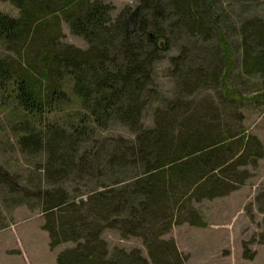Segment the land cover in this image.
<instances>
[{
    "label": "trees",
    "instance_id": "1",
    "mask_svg": "<svg viewBox=\"0 0 264 264\" xmlns=\"http://www.w3.org/2000/svg\"><path fill=\"white\" fill-rule=\"evenodd\" d=\"M9 1L18 15L0 13V96L7 95L25 116L18 130L23 133L20 149L29 155L45 153L57 179L70 170H90L79 151L95 130L120 123L135 134L132 141L119 140L106 158L110 174L122 171L130 177L93 191L80 205L45 196L50 216L56 207L66 214L58 222L49 218L44 226L49 247L74 244L57 255V264H185L175 241L164 236L173 225H204L196 209H185L186 203L227 194L231 189L217 176L225 170L237 175L238 167L264 156L261 143L242 135L240 124L230 131L226 121L231 111H223V119L214 102L204 98L197 103L208 83L223 93L224 101L248 99L226 86L233 58L224 35L219 37L224 72L184 70L175 64L179 99L156 108L152 127L143 125V112L155 99L154 66L168 48L158 27L174 16L172 27L204 35L209 18L202 1L140 0L116 17L100 0ZM205 3L212 6L211 0ZM62 22L85 41L86 49L60 42ZM248 31L258 54L244 71L264 74V21H252ZM71 98L82 112L79 124L68 129L49 122ZM104 228L117 230L122 238L138 236L147 257L139 249H110L100 238Z\"/></svg>",
    "mask_w": 264,
    "mask_h": 264
},
{
    "label": "rangeland",
    "instance_id": "2",
    "mask_svg": "<svg viewBox=\"0 0 264 264\" xmlns=\"http://www.w3.org/2000/svg\"><path fill=\"white\" fill-rule=\"evenodd\" d=\"M100 1L111 6L112 17L122 10H133L140 3V0ZM201 1V10L209 18L208 31L204 35L189 34L184 27H172L174 16L158 27L162 38L168 40V48L159 54L154 66L155 99L143 112V125L152 127L156 108L163 109L166 104L179 99L181 86L176 83L175 64L184 70L202 67L206 73L215 70L220 75L224 72L219 41L220 35H224L230 43L233 58L226 86L229 91L248 99L233 103L224 101L223 93L208 83L211 86L200 90L197 103L205 98L214 102L221 113L231 111V117L226 121L232 129L230 131L243 127L242 135L256 137L264 150V74L244 71L247 63L250 64L258 54V47L249 42L248 29L252 21H264V0H211L212 6L209 7L205 0ZM0 13L17 16L18 10L5 0L0 1ZM61 29L63 37L60 42L87 48L85 41L73 35L66 23H61ZM247 46H250L248 57L245 54ZM69 95L74 97L70 92ZM71 100L72 103L52 113L48 121L56 122L54 124L60 128L78 125V116L82 112L76 98ZM16 106L7 95L0 96V264H57V255L74 244L63 242L52 249L49 247L50 238L44 226L49 218L54 216L58 222L66 214L56 207L53 212L57 213L50 216L45 211V196L54 200L61 197L67 203L80 205L93 191L112 185V181L130 177V173L122 171L110 174L106 158L119 140L132 141L135 134L120 123L95 130L90 133L86 147H82L86 152L79 151L83 158L87 157L83 162L86 165L91 163L90 170H70L55 179L53 171L48 169L45 153L29 155L20 149L18 137L23 133L18 130L25 116ZM222 116L225 119L224 112ZM237 170V175L235 171L225 170L216 178L228 184L231 190L227 194L186 203L185 209H196L204 225L187 222L173 225L164 236L175 241L185 257V264H264V156L255 164L250 162ZM234 184L236 187H232ZM86 209L83 207L84 211ZM100 238L110 249H139L147 257L138 236L122 238L117 230L104 228Z\"/></svg>",
    "mask_w": 264,
    "mask_h": 264
}]
</instances>
